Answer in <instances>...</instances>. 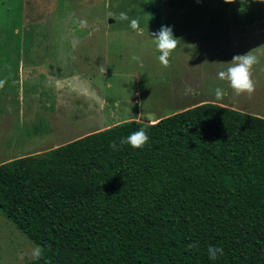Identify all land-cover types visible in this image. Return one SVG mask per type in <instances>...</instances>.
Masks as SVG:
<instances>
[{"label": "trees", "instance_id": "1", "mask_svg": "<svg viewBox=\"0 0 264 264\" xmlns=\"http://www.w3.org/2000/svg\"><path fill=\"white\" fill-rule=\"evenodd\" d=\"M237 1L240 24L264 19ZM141 128L142 149L120 144ZM0 213L44 250L25 264H264V118L204 102L11 159Z\"/></svg>", "mask_w": 264, "mask_h": 264}, {"label": "rangeland", "instance_id": "2", "mask_svg": "<svg viewBox=\"0 0 264 264\" xmlns=\"http://www.w3.org/2000/svg\"><path fill=\"white\" fill-rule=\"evenodd\" d=\"M109 11L139 17L143 31ZM239 15L237 0H0V164L201 102L264 118V19ZM162 25L181 39L166 68L152 37ZM247 52L258 59L251 97L217 78ZM34 246L0 213V264H25Z\"/></svg>", "mask_w": 264, "mask_h": 264}, {"label": "clouds", "instance_id": "3", "mask_svg": "<svg viewBox=\"0 0 264 264\" xmlns=\"http://www.w3.org/2000/svg\"><path fill=\"white\" fill-rule=\"evenodd\" d=\"M225 3H232L234 0H224ZM264 3V0H259ZM108 17L113 18L116 23L128 22V26L134 31L142 32L139 17H130L126 11L115 13L108 12ZM82 28L87 27V21H80ZM155 47L159 52V62L165 68L170 64V57L174 50L179 46L181 39L174 36L171 26L162 25L158 32L152 33ZM134 59H138L134 57ZM258 63V59L251 52L245 54H238L233 56L232 60L228 62V67L225 70H220L217 73V78L221 81H227L229 87L235 92L237 96L247 94L249 97L255 92V81L252 79L253 66ZM5 80H0V88L5 85ZM214 95L219 100L225 95L222 88L217 87L214 89ZM149 141V135L144 128L133 131L127 137H122L120 144L130 145L133 149H142ZM110 147L115 151L118 146L115 142L110 144ZM188 250L196 247L195 244H188ZM44 250L40 246H34L31 251L33 259L39 260L43 256ZM219 256L223 255V249L218 246L210 245L208 247V257L210 260H216Z\"/></svg>", "mask_w": 264, "mask_h": 264}, {"label": "crops", "instance_id": "4", "mask_svg": "<svg viewBox=\"0 0 264 264\" xmlns=\"http://www.w3.org/2000/svg\"><path fill=\"white\" fill-rule=\"evenodd\" d=\"M201 103H204V102H201ZM219 104V103H218ZM219 105H221V106H223V107H226V106H224V105H222V104H219ZM195 106V105H194ZM190 107H192V106H190ZM186 108H189V107H185L184 109H186ZM227 108H229V107H227ZM183 110V109H182ZM157 119H155V120H153V121H150V123H153V122H155ZM87 134H89V133H87ZM83 136V135H82ZM72 140H74V139H72ZM69 141H71V140H69ZM69 141H67V139H66V141H62V142H64V143H66V142H69ZM63 143V144H64ZM62 145V144H61ZM56 146H59V145H53V146H51V147H47V148H43V149H36V150H34V151H30V152H28V153H26V154H22L21 156H19V157H23V156H27V155H34V154H39V153H43V152H45L46 150H49V149H52V148H54V147H56ZM18 157V158H19Z\"/></svg>", "mask_w": 264, "mask_h": 264}]
</instances>
